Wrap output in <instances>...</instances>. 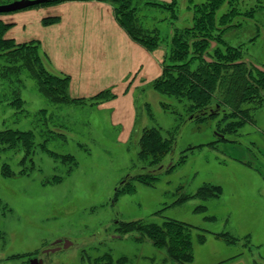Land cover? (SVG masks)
<instances>
[{"label":"rangeland","instance_id":"1","mask_svg":"<svg viewBox=\"0 0 264 264\" xmlns=\"http://www.w3.org/2000/svg\"><path fill=\"white\" fill-rule=\"evenodd\" d=\"M179 1L181 16L174 27L183 28L193 23L191 6L207 0ZM230 7L220 5L217 17ZM233 7L240 12L236 20L248 28L227 33L226 40L242 44L244 58L264 66V0H238ZM252 9H257L255 15L246 17L244 13ZM151 12L158 22L148 17L145 24L159 26L160 35L168 37L171 19L160 18L169 11ZM253 36L257 38L251 42ZM164 44L160 46L167 53ZM253 74L258 72L254 69ZM23 78H27L21 88L24 110L0 103V129L51 128L56 134L24 162L21 150L0 154V264H29L33 258H43V264H181L148 235L117 229L121 221L162 224L167 218L193 225L195 258L190 264H264V88L263 101L242 105L249 109L243 124L236 131H224L230 140L213 145L207 143L223 135L221 128L230 119L221 120L222 114L194 119L175 97L153 87L141 91L135 128L123 142L108 113L100 110L102 101L68 102L52 113L37 81ZM6 86L0 83V94ZM217 98L222 95L217 93ZM44 107L49 109L42 123L39 110ZM145 127L159 128L165 137L174 138L173 150L161 164L150 166L139 157ZM44 137L37 136L39 143ZM200 144L204 145L188 149ZM182 155L185 162L178 163ZM171 162L176 165L168 170ZM3 163L11 172L4 174ZM147 173L157 177L153 183L135 179ZM205 183L220 185L221 194L175 203ZM224 232L236 242L223 239L219 234ZM57 240L72 244L45 253Z\"/></svg>","mask_w":264,"mask_h":264},{"label":"trees","instance_id":"2","mask_svg":"<svg viewBox=\"0 0 264 264\" xmlns=\"http://www.w3.org/2000/svg\"><path fill=\"white\" fill-rule=\"evenodd\" d=\"M59 1L61 0H50L34 6ZM109 1L114 5L121 25L135 40L149 49L167 44L163 73L153 81V88L162 95L169 98L175 97L179 103H184L194 119L204 120L220 114H222L221 120L230 119L225 123L224 128H221L223 135L218 140L207 144L213 145L217 141L230 140L224 131L229 132L232 128L236 131V127L243 124L247 117L246 114L249 115V109H243L242 105L257 99L263 101L261 90L264 88V70L257 68L249 58H244L241 50L242 44L229 43L225 38L227 33L232 34L239 29L248 28V25H244L235 18L240 13L235 12V7H233L238 0H207L194 4L191 6L193 23L183 28L174 27L181 16L180 4L176 0L170 3L146 0L141 5L138 0ZM223 3H227L232 9L230 7V10L217 17V9ZM145 9L150 12H145ZM156 9L169 11L168 15L160 18L161 21L171 19L169 22L171 30L168 37L163 38L160 35L159 26L150 28L145 24L148 17H152L154 23L158 22L156 14L151 12ZM256 12L257 9H252L244 15L252 18ZM231 15L234 16L231 17ZM55 20L47 19L45 23ZM8 28L9 24L0 19V83H7L6 89H3L0 94V97L4 99L3 101L0 99V103L5 102L21 112L24 110L25 100L22 98L21 88L25 84L24 79L27 78L23 77L37 81V86L49 100L52 113H56L59 109L58 105L68 102L96 104L115 97L109 90H105L88 100L71 98L69 76L57 74L47 67L39 42L16 43L6 39L5 33ZM168 38H170V43L167 41ZM255 38L257 36L250 38V41H254ZM254 69L258 75L253 74ZM12 85L15 86L12 87ZM217 93L222 95L221 99L217 98ZM166 103L161 102L163 107L168 109V103ZM48 109L49 107H44L39 110V113L43 115L38 121L45 122ZM53 134L56 133L51 128L43 129V132L13 127L0 129V154L21 150L24 162L35 152L36 147L45 148L49 137ZM38 135L45 136L40 143L37 140ZM201 145L204 144L191 146L188 149ZM139 146V157L147 160L150 166H155L161 164L162 160L173 150L174 138L165 137L159 128L145 127L141 133ZM185 159L186 155H182L178 163L185 162ZM175 165L171 162L167 167L168 170ZM2 170L4 174L11 172L10 165L3 163ZM156 178L155 175L149 173L135 176L138 181L149 184L153 183ZM221 191L220 185L205 183L196 193L182 195L175 203H183L192 197L203 199L218 197ZM193 228V225L187 222L167 218L162 224L147 223L142 220L121 221L118 222L117 229L121 232L138 231L148 235L156 245L166 248L170 258L181 264H190L195 258ZM219 235L229 243L236 242V239L226 232Z\"/></svg>","mask_w":264,"mask_h":264},{"label":"crops","instance_id":"3","mask_svg":"<svg viewBox=\"0 0 264 264\" xmlns=\"http://www.w3.org/2000/svg\"><path fill=\"white\" fill-rule=\"evenodd\" d=\"M13 1L0 0V4ZM0 19L9 24L6 39L39 42L47 67L69 76L71 98L88 100L105 90L113 93L115 97L99 107L119 129L120 140L129 141L139 93L152 89L163 73V47L149 49L135 40L109 0H61L4 13ZM47 19L56 20L45 23Z\"/></svg>","mask_w":264,"mask_h":264},{"label":"water","instance_id":"4","mask_svg":"<svg viewBox=\"0 0 264 264\" xmlns=\"http://www.w3.org/2000/svg\"><path fill=\"white\" fill-rule=\"evenodd\" d=\"M50 0H15L13 2L10 3H6V4H0V13H8V12H14L17 10H21V9H25L40 3H44V2H48ZM215 45V43L213 44ZM211 61V59H208ZM257 68L264 70V67L261 65H256ZM72 244L71 241L69 240H57L55 242V246L53 248L47 249L45 250V253H49V252H55L59 249H61L62 247H69ZM44 263V259L43 258H33L30 260L29 264H43Z\"/></svg>","mask_w":264,"mask_h":264}]
</instances>
